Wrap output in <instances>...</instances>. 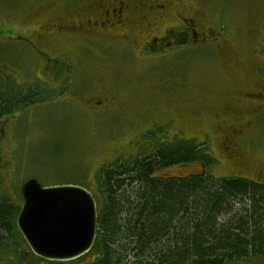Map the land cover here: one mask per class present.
Masks as SVG:
<instances>
[{
  "label": "rangeland",
  "instance_id": "374dc122",
  "mask_svg": "<svg viewBox=\"0 0 264 264\" xmlns=\"http://www.w3.org/2000/svg\"><path fill=\"white\" fill-rule=\"evenodd\" d=\"M92 3L93 0H0V54L4 52L0 55V83L9 82L1 76L10 72L17 76L14 81L42 72L40 57L16 42L17 33L28 35L50 22L79 23L86 14H92V9L88 10ZM218 16L228 41L225 53L219 58L224 70L219 68L213 50L206 46L174 52L169 48L162 57L158 52L142 56L134 55L130 49L128 52L122 49L121 54L115 51L118 49L109 48L108 51L115 52L114 61H109L101 55L105 51L91 33L55 34L48 41L44 36V48L50 54L65 55L62 62L69 66L74 84L82 88V93L75 101L69 99L72 90H68L65 99L63 96L55 102L39 103L10 115L5 137L0 141V197L5 194L8 200L21 205V186L31 177L43 185L72 183L98 191L95 177L103 164L123 156L126 160L133 159L152 151L156 141L181 137L198 143L209 140L216 163L207 172L214 176L242 174L264 181V111L255 118L260 109L240 107L252 117L246 138L239 141L244 163L238 164L222 153L216 125L208 123L207 127H200L188 117L193 112L209 113L228 100L230 93L241 94L264 86L262 75L256 71V64L264 63V50H258L264 42V0L216 1L206 20L213 24ZM170 53H174L176 60H171ZM105 92L126 100L131 110L114 106L101 111L96 106H86L85 100L102 97ZM172 117L177 120V127L152 129L155 123ZM245 141L248 147L243 146ZM204 171L205 165L194 161L166 166L157 173L187 176ZM16 229L13 246L0 250V264H53L32 254ZM18 250L25 253L22 262ZM95 256L86 253L59 263L91 264ZM226 264H264V255Z\"/></svg>",
  "mask_w": 264,
  "mask_h": 264
},
{
  "label": "trees",
  "instance_id": "16d2710c",
  "mask_svg": "<svg viewBox=\"0 0 264 264\" xmlns=\"http://www.w3.org/2000/svg\"><path fill=\"white\" fill-rule=\"evenodd\" d=\"M22 91L0 90V115L27 105L32 98ZM194 161L205 171L157 173ZM215 163L208 142L181 137L156 141L152 151L133 159L103 164L95 177L98 191L91 189L98 202L91 264H226L264 255V181L238 174L216 177L207 172ZM20 206L5 194L0 197V250L14 244ZM17 256L20 262L26 258L20 250Z\"/></svg>",
  "mask_w": 264,
  "mask_h": 264
},
{
  "label": "flooded vegetation",
  "instance_id": "af4514ba",
  "mask_svg": "<svg viewBox=\"0 0 264 264\" xmlns=\"http://www.w3.org/2000/svg\"><path fill=\"white\" fill-rule=\"evenodd\" d=\"M216 1L221 0H93L88 9H92V14H86L79 23L50 22L28 35L17 33L16 42L26 45L33 56L40 57L42 72L28 79H17L16 81L13 79L17 76L10 72L8 75L1 76L9 82L6 85L0 83V90L7 87L23 88L22 94L32 99L27 101V105L22 109L39 103H52L63 96L65 99L68 90H72L69 99L76 101L82 93V88L74 84V76L69 66L62 62L65 55L62 53L52 55L49 49L44 48V36L48 41L51 36L66 32L91 33L93 40L97 41L96 44L105 51L101 55L109 61H114L112 56L115 53L108 51L109 48H116L118 50L115 51L121 54L122 49L126 52L130 49L134 55L137 53L142 56L146 55L143 53L148 55V53L158 52L162 57L164 51L169 52V48L170 52H174L180 48L192 50L200 46L211 48L219 60L228 47V41L221 29L220 16L218 20L213 21V24L206 20V15ZM262 45L259 51L264 50V42ZM170 54L171 60H176L174 53ZM0 55L3 56L4 52ZM124 56L126 57V53ZM218 66L221 70L225 69V65L220 60ZM256 71L264 79L263 62L256 64ZM102 95V97L85 100L86 106L93 108L96 106L97 109L101 108V111H108L114 106L115 109L131 110L126 100L113 93L105 92ZM35 97L40 100L35 102ZM228 98L209 113L205 114L200 111L201 114H196L193 112L188 117L196 120L200 127H207L208 123L216 125L221 137L218 138L221 141L222 153L234 163H244L243 148L239 141L246 138V129L251 122L252 115L244 113L240 107L247 110L260 109L261 111L256 113L255 118H257L264 111V86L256 90H246L241 94L230 93ZM15 112H20V109L14 107L9 112L0 115L2 123L0 141L2 137H5L6 126L11 121L10 115ZM155 124L152 129L172 125L177 127V120L174 121L172 117L165 122ZM208 135L210 137V133ZM242 144L248 147L247 141ZM120 159H126V157L123 156Z\"/></svg>",
  "mask_w": 264,
  "mask_h": 264
},
{
  "label": "water",
  "instance_id": "95a60500",
  "mask_svg": "<svg viewBox=\"0 0 264 264\" xmlns=\"http://www.w3.org/2000/svg\"><path fill=\"white\" fill-rule=\"evenodd\" d=\"M16 225L34 255L70 261L88 253L97 236L98 202L80 184L43 185L36 178L21 186Z\"/></svg>",
  "mask_w": 264,
  "mask_h": 264
}]
</instances>
